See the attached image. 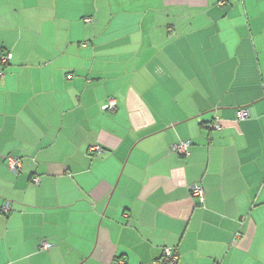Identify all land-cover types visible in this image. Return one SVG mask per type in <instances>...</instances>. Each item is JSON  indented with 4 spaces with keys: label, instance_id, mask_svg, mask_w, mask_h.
<instances>
[{
    "label": "crops",
    "instance_id": "crops-1",
    "mask_svg": "<svg viewBox=\"0 0 264 264\" xmlns=\"http://www.w3.org/2000/svg\"><path fill=\"white\" fill-rule=\"evenodd\" d=\"M260 7L0 0V264H264Z\"/></svg>",
    "mask_w": 264,
    "mask_h": 264
},
{
    "label": "built area",
    "instance_id": "built-area-1",
    "mask_svg": "<svg viewBox=\"0 0 264 264\" xmlns=\"http://www.w3.org/2000/svg\"><path fill=\"white\" fill-rule=\"evenodd\" d=\"M89 22L90 20H85ZM12 56L10 53L0 54V66L6 65L10 62ZM2 76V71L0 70V77ZM115 106V102L113 100L109 101V103L105 106V109L112 110ZM249 116L248 111L245 109L238 110L236 112V118L238 120H244ZM218 128V127H217ZM190 142H180L172 146V151L179 154V155H187L188 154V147ZM95 151V150H94ZM7 166L12 172L16 173L20 170L21 163L20 159L8 157L7 158ZM32 183L38 185L40 182L39 178H33ZM190 196L192 198H196L200 206L204 205V190L200 185H193L190 188ZM49 245L43 244L42 248H48ZM178 255L174 251L173 248L165 247L162 249V255L159 259V263L161 264H177ZM115 264H124L122 260H116Z\"/></svg>",
    "mask_w": 264,
    "mask_h": 264
},
{
    "label": "rangeland",
    "instance_id": "rangeland-1",
    "mask_svg": "<svg viewBox=\"0 0 264 264\" xmlns=\"http://www.w3.org/2000/svg\"><path fill=\"white\" fill-rule=\"evenodd\" d=\"M259 10H260V11H261V10L264 11V7H260ZM84 22H85V23H91L92 21L90 20L89 22H86V21H84ZM108 58H109L110 60H112V61H116L115 58L112 57V56H109ZM136 60H137V59H136ZM122 61H123V60H122ZM137 62H145V61H143V60H137ZM115 63H117V61H116ZM119 63H120V64H123V63H121V62H119ZM119 63H117V64H119ZM125 63H126V62H125ZM127 64H129V65H128V68H131L133 63L130 61V62L127 63ZM33 178H38V177H32V179H33ZM32 179H31V180H32ZM39 179H40V178H39Z\"/></svg>",
    "mask_w": 264,
    "mask_h": 264
},
{
    "label": "trees",
    "instance_id": "trees-1",
    "mask_svg": "<svg viewBox=\"0 0 264 264\" xmlns=\"http://www.w3.org/2000/svg\"><path fill=\"white\" fill-rule=\"evenodd\" d=\"M85 20H87V19H85ZM85 20H84V21H85ZM88 20H91V21H92V19H90V18H88ZM2 54H4V53H2ZM7 64H8V63H7ZM7 64H6V65H7ZM6 65L0 66V70L2 71L3 68H4V66H6ZM68 77H69V76H68Z\"/></svg>",
    "mask_w": 264,
    "mask_h": 264
}]
</instances>
